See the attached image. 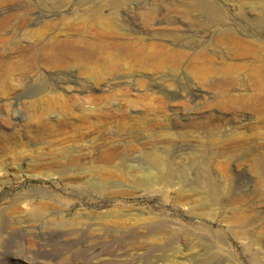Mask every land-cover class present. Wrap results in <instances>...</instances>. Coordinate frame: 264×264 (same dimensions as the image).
I'll return each instance as SVG.
<instances>
[{
	"label": "rangeland",
	"instance_id": "1",
	"mask_svg": "<svg viewBox=\"0 0 264 264\" xmlns=\"http://www.w3.org/2000/svg\"><path fill=\"white\" fill-rule=\"evenodd\" d=\"M260 17L0 0V264H264Z\"/></svg>",
	"mask_w": 264,
	"mask_h": 264
},
{
	"label": "bare ground",
	"instance_id": "2",
	"mask_svg": "<svg viewBox=\"0 0 264 264\" xmlns=\"http://www.w3.org/2000/svg\"><path fill=\"white\" fill-rule=\"evenodd\" d=\"M183 5V4H182ZM175 7H180L181 5H179V6H177V5H174ZM180 8H182V7H180ZM179 8V9H180ZM183 9H184V11L186 12V13H190V11L193 9V10H196L197 12H199V11H201V10H204V11H208L210 8L207 6V5H205V4H203V3H198V2H196V3H194V4H190V5H187V6H185L184 5V7H183ZM182 9V10H183ZM149 11V10H148ZM146 12L145 14H148L149 15V12ZM211 12V11H210ZM160 13V12H159ZM192 13V12H191ZM208 13V12H207ZM211 14H212V12H211ZM216 15H214V17H215ZM213 18V17H212ZM102 22V21H101ZM99 23V22H98ZM253 24H255L256 26H261V25H263L264 24V17H260L259 19H256V20H253ZM106 25V24H105ZM101 26H102V28H103V23L101 24ZM100 26V27H101ZM193 26V25H192ZM220 28V27H219ZM225 31V30H224ZM38 33V32H37ZM37 33H35V34H37ZM202 33V32H201ZM30 35H28V36H30L31 37V39H33L34 38V36H35V34L32 32V33H29ZM38 34H40V33H38ZM37 34V35H38ZM172 34V33H171ZM27 35V34H26ZM218 37H217V40H218V43H220V45L221 44H224L225 46H227L228 45V41H230V38L232 37V33H231V31L230 30H227V31H225L224 33H219L218 35H217ZM34 40V39H33ZM172 40V39H171ZM55 40H50L49 42L50 43H55L54 42ZM59 43V42H58ZM57 43V44H58ZM58 45H62L61 43H59ZM164 48H166V47H164ZM145 49V48H144ZM126 57L127 58H131V59H133V60H145L146 58H147V55L145 54V52L143 51V50H137V49H134L133 48V46L132 45H128L127 46V49H126ZM169 52V51H168ZM171 55V54H170ZM182 56V55H181ZM153 60V59H152ZM160 60V59H159ZM212 60V59H211ZM196 62V61H195ZM262 65V64H261ZM263 77L261 78L262 80H263V82H262V89L264 90V64H263ZM200 69V68H199ZM258 69H260V68H258ZM209 72V71H208ZM260 88V87H259ZM262 93V92H261ZM207 188V185L205 184V183H203V186H202V188H201V190L203 191V190H205Z\"/></svg>",
	"mask_w": 264,
	"mask_h": 264
}]
</instances>
